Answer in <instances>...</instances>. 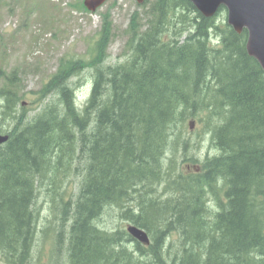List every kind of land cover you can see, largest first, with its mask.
Instances as JSON below:
<instances>
[{"label": "trees", "instance_id": "obj_1", "mask_svg": "<svg viewBox=\"0 0 264 264\" xmlns=\"http://www.w3.org/2000/svg\"><path fill=\"white\" fill-rule=\"evenodd\" d=\"M145 3L146 28L134 12L125 59L103 65L106 13L89 58L60 60L32 116L18 110L17 75L0 76V127L11 125L0 130V262L33 264L43 187L55 222L40 236L59 252L66 241V264H264V73L246 52V31L187 0ZM86 68L92 85L78 111L70 80ZM191 122L203 123L217 151L200 163L178 155ZM108 207L149 244L100 228Z\"/></svg>", "mask_w": 264, "mask_h": 264}, {"label": "rangeland", "instance_id": "obj_2", "mask_svg": "<svg viewBox=\"0 0 264 264\" xmlns=\"http://www.w3.org/2000/svg\"><path fill=\"white\" fill-rule=\"evenodd\" d=\"M82 2L83 0H0V76L11 72L17 75L16 90L18 94H23L18 110L23 103L29 116L36 111V91L56 71L61 59L89 58L88 45L97 36L104 14L108 13L111 30L104 66L121 63L125 59L127 28L134 12L139 15L140 29L146 28L148 3L138 4L136 0H108L94 12H88L83 9ZM215 18L217 23L225 21L226 12L219 11ZM91 73L92 68H86L70 80L71 85L77 86L78 104L84 102L86 93L88 94L92 81ZM187 126L183 131V139L187 140L188 144L179 146H185V150L178 155L185 154L200 163L206 157L217 154L210 144L209 135L203 134L202 122H195L191 129ZM10 128V124L4 123L0 130ZM180 166L184 169L189 163H182ZM76 182V177H68L65 198L76 186ZM45 190L46 188H39L37 194L36 208L39 211V219L32 262L66 264V241L59 252L54 248L51 237L43 239L40 236V229L55 222L52 204L49 197H46ZM213 206L214 203L211 204L214 212ZM130 224L129 220L121 217L117 208L111 207L104 210L97 219V225L108 231L126 230ZM132 244L134 243L126 244L127 251L133 250Z\"/></svg>", "mask_w": 264, "mask_h": 264}, {"label": "water", "instance_id": "obj_3", "mask_svg": "<svg viewBox=\"0 0 264 264\" xmlns=\"http://www.w3.org/2000/svg\"><path fill=\"white\" fill-rule=\"evenodd\" d=\"M105 0H84V5L91 11ZM145 0H136L141 4ZM205 18L213 17L222 6L226 9V22L237 33L242 29L247 32L245 48L264 72V0H188ZM8 139L0 134V145ZM127 232L138 242L148 245L147 234L135 227L128 226Z\"/></svg>", "mask_w": 264, "mask_h": 264}]
</instances>
